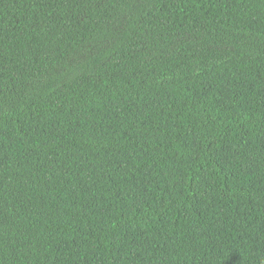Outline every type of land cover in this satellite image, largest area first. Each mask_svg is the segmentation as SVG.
<instances>
[{
	"label": "trees",
	"instance_id": "1",
	"mask_svg": "<svg viewBox=\"0 0 264 264\" xmlns=\"http://www.w3.org/2000/svg\"><path fill=\"white\" fill-rule=\"evenodd\" d=\"M0 264H264V0H0Z\"/></svg>",
	"mask_w": 264,
	"mask_h": 264
}]
</instances>
